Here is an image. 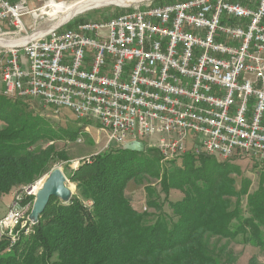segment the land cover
<instances>
[{
	"label": "built area",
	"instance_id": "1",
	"mask_svg": "<svg viewBox=\"0 0 264 264\" xmlns=\"http://www.w3.org/2000/svg\"><path fill=\"white\" fill-rule=\"evenodd\" d=\"M39 1L0 0V30H24ZM154 1L72 28L67 20L0 50L5 92L87 115L113 131L109 145L156 138L151 147L164 160L183 157L192 142L197 154L248 157L264 167V0ZM37 192L16 194L0 235L20 225L31 232L24 206Z\"/></svg>",
	"mask_w": 264,
	"mask_h": 264
},
{
	"label": "trees",
	"instance_id": "2",
	"mask_svg": "<svg viewBox=\"0 0 264 264\" xmlns=\"http://www.w3.org/2000/svg\"><path fill=\"white\" fill-rule=\"evenodd\" d=\"M172 1L176 0L165 2ZM85 21L89 20L80 22ZM4 90L0 199L50 173L54 161H66V151L58 150L55 142L76 141L80 133L54 126L46 116L29 110L25 100L41 104L38 99H12ZM159 154L156 149L137 152L119 146L82 161L68 175L77 188L71 201L52 196L39 223L11 250H6L9 242L1 237L0 264H241L227 244L219 245L221 240L264 248V172L252 191L251 178L243 177L237 186L234 175L242 174L238 164L213 154L192 150L173 158L182 159L181 167L170 169L163 167ZM150 178L160 182L164 199ZM132 181L144 185L153 212L135 207L126 193ZM172 189L183 197L171 200ZM248 264L264 263L252 257Z\"/></svg>",
	"mask_w": 264,
	"mask_h": 264
},
{
	"label": "rangeland",
	"instance_id": "3",
	"mask_svg": "<svg viewBox=\"0 0 264 264\" xmlns=\"http://www.w3.org/2000/svg\"><path fill=\"white\" fill-rule=\"evenodd\" d=\"M48 1L50 0H40L39 2H36V4L32 6V7H36L34 9H39L36 12L38 16L34 17L33 14L25 15V17L23 18L24 30L20 32L15 26L4 24L1 26L0 37L8 41L10 40L17 41V42L19 41V43L15 46L20 47V45L26 42V41H20V40L26 38L27 36L29 38H32L35 35L40 34L41 32L42 33L48 32L49 29L63 22H66L65 20L67 19H68V22L66 23V25L69 24L70 26L71 23L75 25L78 22L84 21V20H94L98 18L105 20L124 10V7L122 5L110 4V5H103V6H99L96 8L88 9L70 18H67L68 12H58L56 16H51L50 15L51 13L49 12L51 7H47V8L45 7ZM55 1H57L58 3L65 2L68 4H73L80 0H55ZM165 1L167 0H155L156 3L157 2L162 3ZM44 7H45V10L41 12V10ZM12 47L14 46L0 45V50L4 48H12ZM3 87H4L3 79H2V76H0V88H1L0 92L3 91ZM12 99L14 98L12 97ZM25 102L29 110H34L40 113L41 115L46 116L47 118L51 120L54 126L67 127L72 130H80L79 136L76 141L63 139V140H59L55 142L58 150L66 151L68 159L66 161H63V160L54 161V164L52 165V168L60 167L64 171L65 175L67 176L69 186L71 187L73 192L76 193L77 191L76 184L68 178V175L70 174V172L72 170H75L82 161L90 160L93 156H96L110 149L118 148L119 146L115 144H110V145L108 144L109 139H110V132L103 130L99 122L97 121H93L90 119L89 120L81 119V117H77L69 109H61L58 112H56L54 108L52 109L50 107L44 106L40 104L39 102H35L33 100H25ZM145 141H147L146 148L156 149L154 147H151L157 143L156 138H149L148 140H145ZM192 150H194V144L191 142L190 144H188L186 154H188ZM155 154H158V152L155 151ZM159 155L161 156V154ZM215 156H217L218 160L220 161H230L235 164H238L241 167L242 174L240 176L234 175L237 180L238 187L240 186L242 178L247 177L253 180L251 190L254 191L258 188L259 178L262 176L261 174L264 172V167L260 166L255 160L250 159L248 157H242V156L230 157L228 159H224L218 155H215ZM173 158H171L172 160L168 158H164L163 160L162 158L161 163L163 167H165L166 169H170L176 166L181 167L180 161L182 159L181 158L173 159ZM49 174L50 173L45 174L35 183L30 185V186H34V191L39 190V188L42 186V183L45 181V179L47 178ZM37 183H40V184H37ZM149 183H152V185L157 189V192L160 195L159 197L164 199L165 193L161 189L160 182L157 179L150 178ZM145 184H148V182H145ZM24 187H29V186H24ZM21 190H22L21 188L15 187L9 193L5 194L0 199V219L7 214L9 207L14 202L16 194ZM126 193L132 198L133 204L138 209H141V210L148 209V211H151V212L154 211V209L149 207L147 204L148 195H147L144 185H139V184H136L134 181H132L131 183H129L126 189ZM182 197H183V193L180 190H177V189L171 190L170 192L171 200L175 201L177 199H181ZM87 203L89 204L90 202L87 201ZM243 203L245 206L246 200H244ZM165 207H167V210L171 212L168 204H166ZM32 208H33V205L24 206V212L26 211L25 216H29ZM13 221L14 220L9 221V227L11 226V223ZM15 224L12 229L17 228V223ZM28 224L29 223L27 222L26 225ZM21 227L22 225L18 227L16 232H14V235H10V234L0 235V239L1 237H3L7 239L5 241L9 242L6 250L8 251L11 250L12 246L22 236L23 231H20ZM226 242L227 240L223 239L219 242V245L227 244L228 248L231 249L238 256V260L241 264H248L249 260L252 257H257L261 263H264V248L259 247V246H254L251 244L239 243L238 241H230L229 243H226Z\"/></svg>",
	"mask_w": 264,
	"mask_h": 264
},
{
	"label": "water",
	"instance_id": "4",
	"mask_svg": "<svg viewBox=\"0 0 264 264\" xmlns=\"http://www.w3.org/2000/svg\"><path fill=\"white\" fill-rule=\"evenodd\" d=\"M124 149L144 152L146 150L145 142L134 140L123 145ZM73 190L68 184L67 176L60 167L51 170L42 186L39 188L33 208L29 214V219L33 224H38L41 214L44 212L52 196L68 203L73 198Z\"/></svg>",
	"mask_w": 264,
	"mask_h": 264
},
{
	"label": "bare ground",
	"instance_id": "5",
	"mask_svg": "<svg viewBox=\"0 0 264 264\" xmlns=\"http://www.w3.org/2000/svg\"><path fill=\"white\" fill-rule=\"evenodd\" d=\"M138 1H142V0H80V1H77L76 3H73V4H68L65 2L58 3L57 1L53 0V1L48 2L46 8L51 7V9L49 11L51 13L50 14L51 16H56V14L58 12H68L67 18H70V17H72L78 13H81V12L86 11L88 9L96 8L99 6L110 5V4L125 6V5H129L131 3L138 2ZM44 10H45V7L41 10V12ZM67 20H65V21H67ZM25 40H26V38H24L20 41H25ZM18 43H19V41L18 42L17 41H11V40L8 41V40H5V39L0 37V45H2V46H7V45L8 46H15ZM5 93L7 94V96L11 97V95L8 92H5ZM79 117H81L83 119L92 120L90 117H87V115H79ZM109 132H110L109 142H112L113 131H109ZM171 158H173V157H169L168 159H171Z\"/></svg>",
	"mask_w": 264,
	"mask_h": 264
},
{
	"label": "crops",
	"instance_id": "6",
	"mask_svg": "<svg viewBox=\"0 0 264 264\" xmlns=\"http://www.w3.org/2000/svg\"><path fill=\"white\" fill-rule=\"evenodd\" d=\"M10 208V207H9Z\"/></svg>",
	"mask_w": 264,
	"mask_h": 264
}]
</instances>
